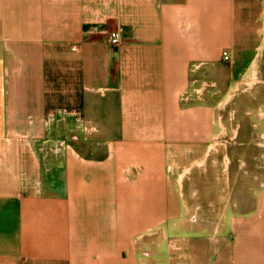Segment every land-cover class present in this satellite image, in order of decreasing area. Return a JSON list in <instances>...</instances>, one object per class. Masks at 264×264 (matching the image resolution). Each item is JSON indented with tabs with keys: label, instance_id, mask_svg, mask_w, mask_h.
Listing matches in <instances>:
<instances>
[{
	"label": "crops",
	"instance_id": "0c3cea01",
	"mask_svg": "<svg viewBox=\"0 0 264 264\" xmlns=\"http://www.w3.org/2000/svg\"><path fill=\"white\" fill-rule=\"evenodd\" d=\"M263 57L264 0H0V264H264V180L250 212L198 188Z\"/></svg>",
	"mask_w": 264,
	"mask_h": 264
},
{
	"label": "rangeland",
	"instance_id": "374dc122",
	"mask_svg": "<svg viewBox=\"0 0 264 264\" xmlns=\"http://www.w3.org/2000/svg\"><path fill=\"white\" fill-rule=\"evenodd\" d=\"M257 39L258 37L252 41L248 38L246 49L254 48ZM239 60L241 63L244 61L242 58ZM251 70L249 66L246 75L233 77V82L226 90L214 92L216 113L226 133L217 141L215 165H212L207 176H199V206L206 212L219 213L224 211L226 205L235 213L254 210L259 181L264 180V161L259 162V132H264V57L260 75L258 74L260 82L250 75ZM214 71V78L219 85L221 87L227 85L228 61L216 62ZM248 81H253L250 85L255 86L250 88ZM230 96L231 100H229ZM234 132H239L236 139V136L232 135ZM208 200L213 204L208 205ZM237 206L241 210L237 209ZM205 218L197 220L201 227L214 224L213 220Z\"/></svg>",
	"mask_w": 264,
	"mask_h": 264
},
{
	"label": "built area",
	"instance_id": "2783aa9c",
	"mask_svg": "<svg viewBox=\"0 0 264 264\" xmlns=\"http://www.w3.org/2000/svg\"><path fill=\"white\" fill-rule=\"evenodd\" d=\"M107 40L113 46H119L123 42V34L120 31H111L107 33ZM223 58L225 61H230V56L228 52L223 53Z\"/></svg>",
	"mask_w": 264,
	"mask_h": 264
}]
</instances>
